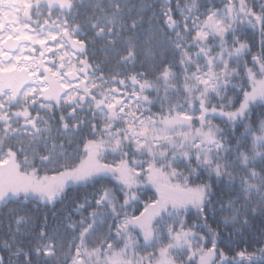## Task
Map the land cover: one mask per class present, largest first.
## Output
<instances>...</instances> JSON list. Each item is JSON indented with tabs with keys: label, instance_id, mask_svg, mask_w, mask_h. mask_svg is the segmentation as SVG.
Segmentation results:
<instances>
[{
	"label": "snow or ice",
	"instance_id": "obj_1",
	"mask_svg": "<svg viewBox=\"0 0 264 264\" xmlns=\"http://www.w3.org/2000/svg\"><path fill=\"white\" fill-rule=\"evenodd\" d=\"M0 264H264V0H0Z\"/></svg>",
	"mask_w": 264,
	"mask_h": 264
},
{
	"label": "trees",
	"instance_id": "obj_2",
	"mask_svg": "<svg viewBox=\"0 0 264 264\" xmlns=\"http://www.w3.org/2000/svg\"><path fill=\"white\" fill-rule=\"evenodd\" d=\"M260 109H257V113H259Z\"/></svg>",
	"mask_w": 264,
	"mask_h": 264
}]
</instances>
